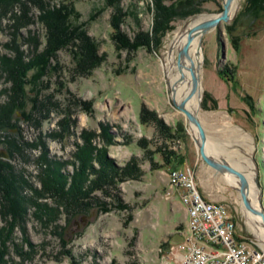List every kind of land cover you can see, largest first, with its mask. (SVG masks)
Masks as SVG:
<instances>
[{"label":"rangeland","instance_id":"1","mask_svg":"<svg viewBox=\"0 0 264 264\" xmlns=\"http://www.w3.org/2000/svg\"><path fill=\"white\" fill-rule=\"evenodd\" d=\"M161 1L163 25L155 0H0V264H176L188 228L170 169L223 205L234 240L264 259L260 217L243 208L236 175L202 162L165 71L172 53L185 68L174 37L218 15L224 0ZM174 1L177 11L166 12ZM62 4L69 28L85 32V51L70 45L50 55L41 5ZM231 8L228 21L197 36V117L207 156L243 174L255 197L247 202L264 215V0ZM19 62L33 66L14 108L9 68ZM58 176L61 196L45 189Z\"/></svg>","mask_w":264,"mask_h":264},{"label":"built area","instance_id":"2","mask_svg":"<svg viewBox=\"0 0 264 264\" xmlns=\"http://www.w3.org/2000/svg\"><path fill=\"white\" fill-rule=\"evenodd\" d=\"M168 178L179 188L187 213L188 229L177 243L183 255L176 264H264L262 254L234 240V225L224 206L206 201L187 172L170 169Z\"/></svg>","mask_w":264,"mask_h":264},{"label":"trees","instance_id":"3","mask_svg":"<svg viewBox=\"0 0 264 264\" xmlns=\"http://www.w3.org/2000/svg\"><path fill=\"white\" fill-rule=\"evenodd\" d=\"M174 3H172L170 6H168L166 8V10H167L166 12L169 13V11H171V8L175 9V12L177 11L176 5L179 3V1H174ZM155 6L157 9V14H158L157 17L155 18V20L158 21V19H161V22H159V24L163 25V23L167 22V20H165V19L166 18L169 19L168 14H166L164 12L165 7L162 6L161 0H155ZM41 8H42L41 10L43 13L41 14L40 17L42 19V22L45 24V27L47 30L49 54H50V52L52 54H54L59 49H62L64 47H68L70 45H73L74 47L79 46L81 49L84 48V46H86L85 42L87 40H84V38L86 37L85 32L84 31H80V33L74 32V30H71L69 28V26L67 25V21H66L67 18L65 16V12H67L68 16H69V11H68V10H70L69 7L64 6L62 4L61 6H59L57 8H52V10H49L48 8H46L43 5H41ZM179 13H182V12L179 11ZM165 16H167V17H165ZM163 21H165V22H163ZM116 27H118V26H115L114 29H117ZM76 33H78V34H76ZM117 38L120 39V41H121V43H120L121 47L126 48V49L130 48L131 45L128 42L125 43L126 40L124 41L122 36L120 38L117 36ZM131 48H133V46ZM90 50H91V52H93L95 50V48L93 49V46H92L90 48ZM84 51H85V48H84ZM84 51H82L83 54H84ZM93 57L95 58V56H93ZM78 58L80 59L81 57L78 56ZM32 66H33V63H31V62H27V63L19 62L17 65H14V67L9 68V69H11L9 74H10V81L12 84V89H11L12 94L11 95L13 96L10 103L14 106V108L15 107L17 108L16 101H17V98H19L18 94L22 93V90L19 89L21 87V82H22L21 80L23 77L26 76L27 71ZM14 85H15V87H14ZM22 85H24V82ZM1 111H3V114L1 115L3 117L2 118L3 121H4V119L6 121L11 120V117H10L11 110H6L4 108V110L2 109ZM5 126H6V124H5ZM6 167H8V166H6ZM79 176H80L79 179L80 178L82 179L81 174H79ZM51 177L48 178V182L46 184L47 187H45V189L48 190L51 194L55 195V193H57V196H61L60 192H58L59 191L58 188H60L59 185L62 183V181H63L62 178H64V176H62V177L58 176L59 178L56 181L52 180ZM76 177H74V178L72 177L73 179L71 182H73V184L70 186V193H74V194H77L78 192H80L79 190H77L75 188L76 183H74V179H76ZM100 177H101V175L99 174V176L96 177L95 179L91 178L90 180H88V182L91 183V187H93V186H94L93 188L98 187V185L100 183ZM60 186H63V184ZM76 197L78 198L80 196L76 195ZM58 198H60V197H58ZM61 199H63V198H61ZM62 201H64V199ZM10 203H11V201H10ZM12 204H13V200H12Z\"/></svg>","mask_w":264,"mask_h":264},{"label":"water","instance_id":"4","mask_svg":"<svg viewBox=\"0 0 264 264\" xmlns=\"http://www.w3.org/2000/svg\"><path fill=\"white\" fill-rule=\"evenodd\" d=\"M233 2L234 0H224L223 10L217 16L210 18V19L200 21L187 31L186 40L184 43L185 46H184V51H183V58L185 61L189 59V46H190L191 36L196 32H200L201 35H203L208 29L217 26L221 21H224V22L228 21L229 12H230ZM185 69L188 72L193 82L194 87L192 91L189 93V95L177 104V108L185 115L189 124L193 126L197 131L198 138L195 140V142L199 148L201 160L207 167H209L212 170L219 171V172H232L234 175L237 176V178L240 181L239 192H240L241 204L248 213L253 214L256 217H260L262 221L263 230H264L263 212L253 209L251 207V204L247 202L248 184L243 174L236 167L230 164H227V163L213 161L209 158V156H207V135L197 117V112H198V109L200 108V103L198 105L197 111L195 112L185 107V105L187 104L189 99H191V97L199 94V81H198L196 74L193 72V70L189 69L186 65H185Z\"/></svg>","mask_w":264,"mask_h":264},{"label":"bare ground","instance_id":"5","mask_svg":"<svg viewBox=\"0 0 264 264\" xmlns=\"http://www.w3.org/2000/svg\"><path fill=\"white\" fill-rule=\"evenodd\" d=\"M215 16H217V15H212V16H209V17H215ZM204 19L205 18L201 16L199 19H195V20L191 21V23H189V25H188V30L191 27H193L194 25H196L198 22H200V20H204ZM187 31L185 32L184 35L177 34L174 37V39H173V41L171 43V47L174 48V49H176V50H179V53H180V55L182 56V59H183V61H182L183 66L185 67V65H186L189 69L193 70V72L196 73V71L199 69V65H196L195 66V64H198V62L201 60V53L199 51V48L197 47V45H198V43H197L198 37L197 36H200L201 33L200 32H196V33H194L191 36V38H190V46H189V59L187 61H185L184 58H183V49H184V43H185V40H186V33H187ZM194 56L196 58H194ZM164 62H165V71H166V75H167V80H168V86H169V89H170V94L172 95V97H173L174 100L178 101L179 98H180L179 101H181L184 98H186L189 95V93L192 91V89L194 87L193 86V82H192V80H191L188 72L186 71V69L183 68V67H181L179 65L178 61H175V55L173 53L172 54H169L167 56V58H166V61H164ZM199 103H200V86H199V94L191 97V99H189V101L187 102V104L185 105V107L187 109L195 112L198 109ZM191 131L193 133V136H195V138L197 139L198 138V134H197L196 129L193 126H191ZM210 159H211V157H210ZM20 176H21V174H20ZM232 181H235V180L232 179ZM249 188L250 187L248 186L247 194H248V197H249V201L250 202L253 201V203H251V204L252 205H255L254 204V201L255 200L253 199L255 197L252 194L250 195ZM33 193H34V191H33ZM20 195H21V193H20ZM250 198H252V200H250ZM41 204H43V202ZM255 229H256L257 234L261 238L262 237V234H261L260 227L255 226Z\"/></svg>","mask_w":264,"mask_h":264},{"label":"crops","instance_id":"6","mask_svg":"<svg viewBox=\"0 0 264 264\" xmlns=\"http://www.w3.org/2000/svg\"><path fill=\"white\" fill-rule=\"evenodd\" d=\"M183 167V166H182ZM187 168V167H186ZM184 169V168H183ZM186 171H188V169H186ZM204 196V195H203ZM212 201V200H211ZM181 240V238L179 239V241ZM179 241H177V242H179Z\"/></svg>","mask_w":264,"mask_h":264}]
</instances>
